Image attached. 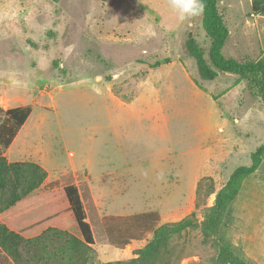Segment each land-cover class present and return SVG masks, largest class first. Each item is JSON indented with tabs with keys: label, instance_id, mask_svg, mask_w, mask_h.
<instances>
[{
	"label": "rangeland",
	"instance_id": "rangeland-1",
	"mask_svg": "<svg viewBox=\"0 0 264 264\" xmlns=\"http://www.w3.org/2000/svg\"><path fill=\"white\" fill-rule=\"evenodd\" d=\"M253 1H219L228 57L264 59V13ZM190 33L208 50L202 15L181 22L167 0H0V106L31 105L24 145L56 161L48 170L25 161L39 165L43 179L33 165L17 174L0 167V264H130L154 233L118 249L101 218L149 211L162 224L195 213L199 224L174 235L155 264H233L232 256L264 264V161L204 241L201 225L216 197L206 196L208 188L219 190L237 167L252 163L264 143V103L236 75L202 79L187 49ZM109 111L120 116L116 128ZM211 147L223 148L216 166L208 158L216 171L194 190ZM17 175L19 191L40 183L9 206ZM72 183L93 229L91 249L78 247L84 239L71 215L38 233L17 227Z\"/></svg>",
	"mask_w": 264,
	"mask_h": 264
},
{
	"label": "trees",
	"instance_id": "trees-1",
	"mask_svg": "<svg viewBox=\"0 0 264 264\" xmlns=\"http://www.w3.org/2000/svg\"><path fill=\"white\" fill-rule=\"evenodd\" d=\"M219 1L204 0L202 24L207 36L210 38V47L206 50L197 38L190 33L186 41L188 52L196 61L202 79L214 80L220 74L236 75L239 80H245L249 89L257 94L264 103V59L242 61L224 54L223 50L230 36V30L219 10ZM253 10L256 13H264V1L254 0ZM31 113V105L7 109L0 106V167H5L6 170L15 169L17 174L20 173L19 169L21 167L33 165L36 169L42 171L43 179L46 172L39 165L27 162H8L3 155L4 150L11 145ZM251 159L252 163L250 165L237 167L219 190L216 191L212 185L209 186L206 196L215 193L216 197L214 205L206 209L205 219L201 225L205 242H208L212 235L217 233L225 213L239 195L244 180L255 173L264 161V143L251 153ZM16 178L18 183L14 186L9 206L14 205L23 196L28 195L40 183L37 182L29 188H26V184H24L22 190L19 191L20 180L18 175ZM2 186L4 185L1 184ZM198 195H200L199 190ZM47 206V211L36 214V216L22 222L17 227L22 230L24 228V231L27 232L24 225H33L31 232L38 233L42 230L45 231L55 226L64 225L63 217L71 215L84 239L83 243L79 242L78 247L80 249H91V245L95 243V237L91 224L87 220V212L81 192L76 184L72 183L64 186L59 196L47 201ZM194 214L192 213V217H185L177 222L165 224L161 223V215L157 211L132 215L107 214L103 215L101 223L108 242L118 249H124L133 241H141L148 233H154L153 239L144 248L136 252L138 257L132 259L130 264H155L162 249H167L168 243L174 235H180L183 231L199 225L193 218L195 217ZM8 234L14 236L12 231H9ZM6 239H9V236H5ZM232 262L233 264H248L237 256H232ZM118 263L122 262L118 261ZM106 264H113V262H107Z\"/></svg>",
	"mask_w": 264,
	"mask_h": 264
},
{
	"label": "crops",
	"instance_id": "crops-1",
	"mask_svg": "<svg viewBox=\"0 0 264 264\" xmlns=\"http://www.w3.org/2000/svg\"><path fill=\"white\" fill-rule=\"evenodd\" d=\"M115 101L118 102L119 105H123L125 103L123 100H115ZM12 103H16V105H12ZM23 105H25V102L23 100H10V103L8 104V106L2 105L1 107H3L4 109H7V108L16 107V106H23ZM31 116H32V113L30 114V116L28 117V119L26 120L24 125L21 127V129L18 131V133H17L16 137L14 138V140L12 141L11 145L7 149L4 150L3 155L6 156L10 162L35 161V162L39 163L40 165H42L45 169L48 170L49 169L48 164H52L56 161H51L50 158L48 157V155L45 154V152L42 151L41 148H36V146L34 145V146H32L33 149L29 150V149H27L28 147H26L27 144L24 145L25 140L27 138V127H28L27 124L31 120ZM150 116H151V114H150ZM116 117H117V119H115L112 116V114H110V111H109L110 123L112 125H114L115 128H116V124H117V121L119 120L120 116L116 115ZM148 117H149V115H148ZM211 148L212 149L207 152V156H206L207 158L205 160V164H206L205 166H206L207 170L204 171L203 173H201L200 176H197V181H196V185L194 187V190L197 186V182L203 176L214 175V172L216 171V168H214L216 166V158L218 161L219 155H220L219 150L223 149V148H218V147H211ZM69 155L71 158H73L75 156V152L70 151ZM213 156L215 158V162H214L215 166L209 167L210 161L208 158H212ZM88 163H89L88 161L85 163H82L81 164V166L83 165L82 168H85V166H87ZM69 169H71L70 171H73L74 173L78 171L77 164L75 163V161L73 159L70 160V168ZM69 169L65 168V170H67V171H69ZM27 212L28 211L20 212L16 216V217H18L17 219L20 220V219L24 218L25 215H27ZM20 224H22V222ZM24 226H25V229H27L30 232L33 229V225H29V226L24 225ZM134 242H136V241H133L132 243H134Z\"/></svg>",
	"mask_w": 264,
	"mask_h": 264
},
{
	"label": "clouds",
	"instance_id": "clouds-1",
	"mask_svg": "<svg viewBox=\"0 0 264 264\" xmlns=\"http://www.w3.org/2000/svg\"><path fill=\"white\" fill-rule=\"evenodd\" d=\"M169 9L181 22L203 14L204 0H167Z\"/></svg>",
	"mask_w": 264,
	"mask_h": 264
}]
</instances>
